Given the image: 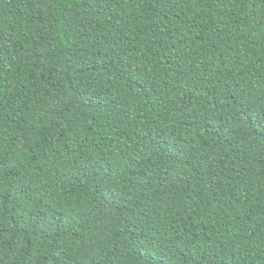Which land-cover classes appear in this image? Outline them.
Masks as SVG:
<instances>
[{
  "label": "trees",
  "instance_id": "1",
  "mask_svg": "<svg viewBox=\"0 0 264 264\" xmlns=\"http://www.w3.org/2000/svg\"><path fill=\"white\" fill-rule=\"evenodd\" d=\"M0 264H264V0H0Z\"/></svg>",
  "mask_w": 264,
  "mask_h": 264
}]
</instances>
